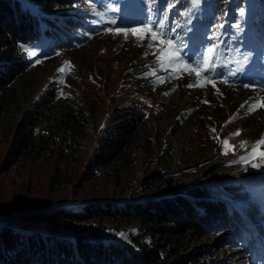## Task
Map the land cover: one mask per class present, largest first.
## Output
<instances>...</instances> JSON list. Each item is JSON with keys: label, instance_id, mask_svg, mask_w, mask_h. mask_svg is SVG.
<instances>
[{"label": "rangeland", "instance_id": "obj_1", "mask_svg": "<svg viewBox=\"0 0 264 264\" xmlns=\"http://www.w3.org/2000/svg\"><path fill=\"white\" fill-rule=\"evenodd\" d=\"M138 1L142 5L136 9L137 14H130L134 8L125 9V6L132 2L137 6ZM208 1L198 0V4L204 7ZM168 3L174 4L172 11H177L176 0H165L166 5L159 0H79L65 9L68 13L64 16H77L71 14L75 10L83 25L72 30L62 46L54 45L47 35H43L24 51L31 68L36 71L38 86L35 90L54 89L61 99H74L87 112L90 125L78 162L62 158V170L67 168L62 185L52 180L55 160L60 158L56 150L0 174V221L12 219L30 208L107 198L120 201L133 197L142 177L163 170L158 166L159 160L170 154L174 156L170 172L184 186L230 184L233 189L226 198L228 203L239 209L259 202L264 214V165L253 168L239 162V157L245 154V149L240 147L241 141H247L250 150L251 145L264 136V108L253 112H247V106L241 109L245 101L252 102L249 98L264 97V59L258 62L255 59L258 55L255 47L261 43L260 38H264V0H221L222 8L229 6L224 21H216L211 2L206 12L212 22L209 36L219 35L218 31L224 28L229 50L221 58L225 61L220 68L228 83L219 82L210 74L217 82L216 88L211 85L187 87L195 83L194 74L173 76L169 70L160 68L153 55L155 49L147 47V40L138 41L131 34L125 40L122 34L106 31L108 28L138 27L141 22L148 19L159 21L166 15L164 31L167 37L188 51L192 38L186 26H191L181 16L183 12L175 13V16L171 14ZM185 4L190 6L187 1ZM30 7L39 12L38 7ZM221 7L219 11L223 13ZM241 8L244 9L243 17ZM59 10L44 14H58ZM112 20L116 23L112 24ZM236 24L240 25L239 29L234 27ZM220 41L219 37L216 42ZM237 50L242 55H237ZM182 55L185 62L192 61L190 53ZM245 55L247 60L243 59ZM65 61L70 62L69 67L64 72L58 71ZM153 69L155 75H152ZM234 76L237 77L235 80ZM158 77H163L164 82L161 83ZM239 77L241 80L236 81ZM246 83L255 85V88H245ZM128 109L144 115L146 123L121 185L116 183L111 170L89 181L82 179L83 170L80 169L84 161L110 130L115 114ZM236 130H240L239 136L232 135ZM223 139L235 146L227 154L220 142ZM7 145L8 135L2 132L0 154ZM145 148L149 152H145ZM214 167H218L215 169L217 173L207 176V171ZM248 232L240 230L230 252L247 248ZM254 251L244 249L241 254H236L241 262L247 259L248 264H264V255L257 259Z\"/></svg>", "mask_w": 264, "mask_h": 264}, {"label": "trees", "instance_id": "obj_2", "mask_svg": "<svg viewBox=\"0 0 264 264\" xmlns=\"http://www.w3.org/2000/svg\"><path fill=\"white\" fill-rule=\"evenodd\" d=\"M76 3L79 0H0V136L8 135L0 174L56 150L60 158L52 180L62 185L67 175L62 158L78 162L89 132L87 112L74 99H61L54 89L35 90L36 71L23 54L43 35L62 46L72 30L82 27L75 10L71 14L77 16H64ZM55 9H60L58 14H44ZM114 117L84 161L82 179L111 170L121 185L133 162L145 117L132 109ZM173 158H161L158 166L163 170L143 176L133 197L30 208L0 221V264H248L237 254L254 251L251 226L261 238L258 243H264L261 203L239 209L228 203L230 184L184 186L170 172ZM215 169L206 175L214 176ZM240 230L249 231L247 248L230 252Z\"/></svg>", "mask_w": 264, "mask_h": 264}, {"label": "snow or ice", "instance_id": "obj_3", "mask_svg": "<svg viewBox=\"0 0 264 264\" xmlns=\"http://www.w3.org/2000/svg\"><path fill=\"white\" fill-rule=\"evenodd\" d=\"M154 2V0H153ZM195 4L198 0H192ZM174 7V4L168 3L167 8L171 10ZM99 15V13H98ZM183 15H188V13H183ZM241 17L244 16V9H240ZM167 16L165 15L159 21L148 19L146 22H141L138 27H126V28H108L106 31L114 32L117 35L122 34L125 40L128 39L131 34L138 41L147 40V47L149 49H155L153 55L155 56L157 64H159L160 68L167 69L173 76H176L180 73H189L194 74L195 83H190L187 87H206L207 85H211L213 88H216V80L211 78L208 73L212 71L215 67V60L217 59V49L220 47V43H213L210 47H207L206 50L201 54V58L195 62H185V58L181 53V46L177 45L176 42L167 37V33L164 31L166 27ZM112 24H115L116 21L112 20ZM219 27H223L220 25ZM237 29L240 28L239 24L234 25ZM212 40L219 41V37L217 34H213L210 37ZM24 47V46H22ZM27 51V48H25ZM31 55H35V53H30ZM147 55V53H145ZM237 55H242L237 50ZM244 60H247V56L243 57ZM70 62L65 61L64 66H62L58 71L64 72L69 67ZM152 75H155V69L152 71ZM158 80L162 83L164 82L163 77H158ZM224 83H228L227 79L223 80ZM245 88H255L253 84H244ZM217 91H219L217 89ZM167 94V93H166ZM250 101H245V104L241 105V109H245L247 112L256 111L258 108H264V97H251ZM207 103V101H205ZM234 118V117H233ZM230 122V121H229ZM215 132V129H212ZM233 136H239L240 130H236L232 133ZM223 145L225 154L228 151L232 150L235 146L229 143L228 139H223L220 141ZM240 147L245 149V154L239 157V162L250 164L253 168H258L264 165V136L260 139L256 140L252 145L250 150L248 149V142L241 141ZM254 160H258V163H253ZM119 235L123 236V233Z\"/></svg>", "mask_w": 264, "mask_h": 264}]
</instances>
